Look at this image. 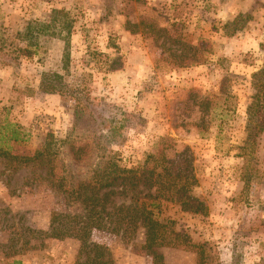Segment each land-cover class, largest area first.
Wrapping results in <instances>:
<instances>
[{"label": "rangeland", "instance_id": "rangeland-1", "mask_svg": "<svg viewBox=\"0 0 264 264\" xmlns=\"http://www.w3.org/2000/svg\"><path fill=\"white\" fill-rule=\"evenodd\" d=\"M263 43L264 0H0V128L23 132L8 142L19 155L50 144L54 173L70 182L103 153L132 167L159 149L192 157L191 193L209 214L163 201L159 218L181 234L173 246H148L144 227L131 239L92 229L111 264H264V131L248 141ZM54 72L65 88L42 90ZM45 173L0 158V264L87 253L77 236L32 231H49L54 212H82Z\"/></svg>", "mask_w": 264, "mask_h": 264}, {"label": "trees", "instance_id": "trees-1", "mask_svg": "<svg viewBox=\"0 0 264 264\" xmlns=\"http://www.w3.org/2000/svg\"><path fill=\"white\" fill-rule=\"evenodd\" d=\"M67 27L69 37L70 25ZM66 44L69 47V40ZM262 47L264 49V43ZM201 61V58L196 57L192 60L193 64ZM116 64L117 60L114 59L110 69ZM254 75L257 78V93L250 110L251 119L248 126V141L253 143L264 131V69ZM61 82L59 72L46 73L41 89L51 93L58 92L65 88ZM0 134V158L9 164L10 168L13 170L29 167L46 168V173L39 174V179L49 181L59 191L65 193L68 199L81 206L82 212L77 214L54 212L49 231L32 229L36 234L56 238L79 237L82 249H86L87 253L85 257L83 253L80 254L76 264L112 263V259L108 257V247L88 242L90 232L96 228L131 239L140 227H144L148 246L176 245V239L181 237L180 232L172 229L169 222L166 223L159 218L163 201L173 202L182 210L193 214L206 216L210 212L208 204L191 193L192 187L196 184V176L192 157L187 152L168 157L164 150L159 149L156 153L148 154L143 162L133 167L119 164L115 154L106 156L103 153L97 163L89 165L91 167L88 172L91 174L88 178H78L70 182L67 177L54 173L55 167L51 164L54 155L50 150V144L31 156L19 155L10 150L8 142L21 141L24 139L23 132L9 122L0 128ZM84 149L83 146L78 148L80 151ZM104 152H109L108 146ZM115 195L123 196L125 200L115 201L113 198ZM9 264L23 263L21 260H13Z\"/></svg>", "mask_w": 264, "mask_h": 264}]
</instances>
